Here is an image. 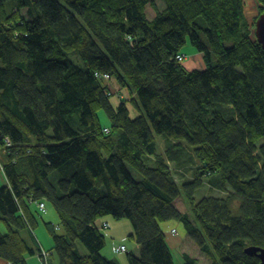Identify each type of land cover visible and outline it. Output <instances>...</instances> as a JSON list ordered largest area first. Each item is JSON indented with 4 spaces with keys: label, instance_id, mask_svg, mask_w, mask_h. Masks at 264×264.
<instances>
[{
    "label": "trees",
    "instance_id": "trees-1",
    "mask_svg": "<svg viewBox=\"0 0 264 264\" xmlns=\"http://www.w3.org/2000/svg\"><path fill=\"white\" fill-rule=\"evenodd\" d=\"M163 1L165 10L152 0H0L2 264L42 257L41 225L53 243L46 264H118L102 255L95 226L110 215L134 228L141 252L130 264H175L177 233L161 224L174 218L209 264H261L245 248L264 247V48L255 36L264 0ZM189 41L203 68L177 60ZM96 72L129 88L141 113L131 117L123 96L115 108ZM192 164L193 179L180 183ZM205 184L227 195L198 199Z\"/></svg>",
    "mask_w": 264,
    "mask_h": 264
},
{
    "label": "rangeland",
    "instance_id": "rangeland-1",
    "mask_svg": "<svg viewBox=\"0 0 264 264\" xmlns=\"http://www.w3.org/2000/svg\"><path fill=\"white\" fill-rule=\"evenodd\" d=\"M152 1L155 2L157 7L161 10H163V8L166 6V4L163 0H152ZM255 10L257 11V8H255ZM147 13H148V17L150 19L154 18L156 15L155 10H153V8L151 6L147 7ZM248 16H249L248 20L250 21L255 16V14L254 15L251 14ZM182 51H184L185 55L187 56V58L183 62H184V65L186 66V69L188 71L193 70V69H200V68H203L205 66L202 55H199V57H198L197 51L195 50V48L193 47V45L191 44L190 41L188 42V44L186 45V47ZM74 59H75L77 64H79V65L82 64V62H80L76 58H74ZM190 64H192V67H190ZM112 91L115 92V94L111 95L110 98H111L112 105L115 108H117L118 105L124 100L123 97H126L125 99L128 101H126V100L125 101L127 102V106L130 109L131 117H137V115H139L141 113V110L138 107H136L133 104V102L131 101V93L129 92V88H127V87L122 88V87H119L118 84H115ZM99 117H100V120L102 121L103 126L110 124L111 121H110V119H108V115L106 113V110H104V109L100 110L99 111ZM157 139H158V149H159V152H161V150H164L163 149L164 139L162 138L161 135L160 136L157 135ZM193 164L191 166H189V168H188L189 173L185 177V179L181 178L180 175L176 174L177 180L180 183H182L183 181H186V180L189 181V180L193 179L194 174L196 172V169L194 168ZM129 167H130V171L133 172L134 177L137 180H140L142 178L141 172H138V170L133 168L132 166H129ZM5 184H7V179L5 178L4 173L2 171H0V187H1V185H5ZM196 191H197L196 196L198 199L201 197H204L206 195H211V196H215V197L216 196L223 197V196L227 195L226 193L224 194L220 190L212 189L208 184H205V186L200 187ZM176 202H177L176 205L178 206L179 209L182 210V213L189 210V205L186 204L185 199H183L182 197L178 198L176 200ZM51 210L55 213V211L53 209H51ZM235 213H236V210H235ZM114 220H117V221L122 220V221L120 223H116V221H114ZM102 222L108 223V226L106 228L100 227ZM96 224H97V227L100 228V230L103 232V234L105 235V238L107 240V244L104 247V249L102 250V255L103 254L106 255L108 257V259L115 260L117 263H119L122 259L124 261L128 260V262L130 264V258L128 255L130 253L136 254L138 251L136 240L132 236H130L132 234V232L134 231V228L131 225V222L126 218L117 219L115 216L110 215V216L102 217ZM161 224L164 225L165 231L171 227L173 229L177 230V234L174 237V239L175 238L181 239V241L185 240L184 245H185V250H187V254L191 255L193 258H196L199 261L198 264H209L212 261L210 256L205 255L201 251L199 244H196L195 240L193 238H191V236L188 237L189 235L187 234L185 224L181 220L174 218L172 220L165 221V223H161ZM0 230L2 232H7L5 224L1 221H0ZM172 230H170V231H172ZM34 235L38 239V241H40L46 249L50 248L53 245L52 240H50V237L48 235L47 229H45V227L43 225L35 228ZM22 236L24 238H26L28 241H30L31 245H33L32 236L28 230L22 231ZM122 244H124V245H126V247H128V252H122L121 254H117V252H116L117 248L116 247H118ZM169 246H170L171 251H172V256H174L175 264H183L186 260L184 258V254H182L181 247L178 245H176V247H174L172 245V241L169 242ZM79 249H81V252L84 254L88 253L87 249H85L82 245H79ZM32 258H34L35 261L38 260V262L40 264H46L45 262H43V260L40 257H38V256L35 257V256L29 255L27 257V259H29V262L31 264H33V261L30 260ZM116 258H118L119 262L117 261Z\"/></svg>",
    "mask_w": 264,
    "mask_h": 264
},
{
    "label": "built area",
    "instance_id": "built-area-1",
    "mask_svg": "<svg viewBox=\"0 0 264 264\" xmlns=\"http://www.w3.org/2000/svg\"><path fill=\"white\" fill-rule=\"evenodd\" d=\"M186 58H187V56L184 53H179L178 56H177V60H179L181 62H183ZM95 77H97V78H99L100 80H103V81L105 80L108 83L107 84V87H108L107 95H114L115 94V92L112 91L113 87H111V85H110V82L113 80L112 76H110L107 72H96L95 73ZM104 130H105V132H110L111 131L109 127H106ZM4 141H5L4 145H6V146H11L12 145V141H11L10 137L9 138L6 137L4 139ZM0 168H1V171L4 173V167H3L1 156H0ZM37 207L41 211L44 212L46 210V202H44V201L37 202ZM107 226H108V223H106V222H104V223L102 222L101 225H100V227H102V228H106ZM96 227H97V224H96ZM176 233H177L176 229H173L171 231L172 235H175ZM116 248H117L116 249L117 253L128 252V247H126V245H124V244H122V245H120V246H118ZM42 254H43L42 255L43 261L48 263L47 260H48V257L50 255V252L47 251V252H43Z\"/></svg>",
    "mask_w": 264,
    "mask_h": 264
},
{
    "label": "crops",
    "instance_id": "crops-1",
    "mask_svg": "<svg viewBox=\"0 0 264 264\" xmlns=\"http://www.w3.org/2000/svg\"><path fill=\"white\" fill-rule=\"evenodd\" d=\"M163 10H165V7L163 8ZM197 55H198V57H199V55L200 54H198L197 53ZM190 67H192V64H190ZM115 84H117V82H115V81H111L110 82V85H111V87H113L114 88V86H115ZM108 126H110V124H108V125H106V126H104V127H108ZM178 175V174H177ZM184 177H186L185 175H183ZM183 176H181V177H183ZM176 179H177V177H176ZM177 200V199H176ZM176 200L174 201L175 202V205H176ZM186 204H187V202H186ZM176 207L178 208V206L176 205ZM179 209V208H178ZM181 212H182V210L181 209H179ZM189 210H187V211H185V212H188ZM185 212H183V213H185ZM46 218L47 219H49L50 221H53V222H57V218H56V214L51 210V209H49L48 211H47V213H46ZM101 219V218H100ZM99 219V220H100ZM98 220V221H99ZM97 221V222H98ZM114 221H116V223H120L121 221H117V220H114ZM96 222V223H97ZM163 223H165V221L163 222ZM167 223V222H166ZM162 229L163 230H165L164 229V225H162ZM173 228L171 227V228H169L168 230H166L165 232L168 234V233H170V230H172ZM169 235V234H168ZM189 235V234H188ZM188 237H190V235L188 236ZM172 241V245L174 246V247H176V245H178V246H180L181 247V249H182V254H187V250H185V240H183V241H181V239H174V238H170V236H169V242H171ZM40 246H41V250L43 251V252H50L49 251V248L48 249H46L43 245H42V243L40 242ZM137 247H138V251H137V253L135 254V255H139L140 254V252H141V247H139V245L137 244ZM117 254H121V253H117ZM104 255V254H103ZM36 256H38V257H40L41 259H42V257L39 255V254H36L35 255V257ZM105 257H107L106 255H104ZM108 258V257H107ZM117 259V261L119 262V260H118V258H116ZM31 261H33V264H40L39 262H38V260H36L35 261V259L34 258H32V259H30ZM199 262V261H198ZM26 263H28V264H31L30 262H29V259H27L26 260ZM120 264H129V262H128V260H121L120 262H119ZM118 263V264H119ZM0 264H2L1 262H0Z\"/></svg>",
    "mask_w": 264,
    "mask_h": 264
},
{
    "label": "water",
    "instance_id": "water-1",
    "mask_svg": "<svg viewBox=\"0 0 264 264\" xmlns=\"http://www.w3.org/2000/svg\"><path fill=\"white\" fill-rule=\"evenodd\" d=\"M255 27V36L262 45V48H264V13H262V15H260L257 19ZM245 253L249 256H257L260 259V263L264 264V247L252 244L251 246L245 248Z\"/></svg>",
    "mask_w": 264,
    "mask_h": 264
},
{
    "label": "clouds",
    "instance_id": "clouds-1",
    "mask_svg": "<svg viewBox=\"0 0 264 264\" xmlns=\"http://www.w3.org/2000/svg\"><path fill=\"white\" fill-rule=\"evenodd\" d=\"M185 54V53H184ZM97 222V221H96ZM96 222H95V226H96Z\"/></svg>",
    "mask_w": 264,
    "mask_h": 264
}]
</instances>
